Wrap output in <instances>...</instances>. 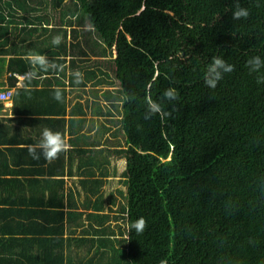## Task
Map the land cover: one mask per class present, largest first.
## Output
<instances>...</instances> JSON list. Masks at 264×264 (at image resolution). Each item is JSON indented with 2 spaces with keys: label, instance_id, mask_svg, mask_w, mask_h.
I'll return each instance as SVG.
<instances>
[{
  "label": "trees",
  "instance_id": "trees-1",
  "mask_svg": "<svg viewBox=\"0 0 264 264\" xmlns=\"http://www.w3.org/2000/svg\"><path fill=\"white\" fill-rule=\"evenodd\" d=\"M238 2L247 19L233 20L237 0H0V52L15 54L8 71L32 73L17 93L36 92L24 90L39 80L34 62L52 70L34 56L60 65L68 49L70 59L83 57L86 81L96 60L94 86L118 87L117 98L102 93L113 139L124 143L114 152L125 160L117 210L125 216L114 219L125 222L118 244L127 264H264V68L247 66L264 59V0ZM8 34L20 45L3 50ZM214 56L235 70L212 89L205 74ZM169 87L177 100L163 98ZM148 97L171 115L146 118ZM141 216L147 228L129 233Z\"/></svg>",
  "mask_w": 264,
  "mask_h": 264
},
{
  "label": "crops",
  "instance_id": "crops-1",
  "mask_svg": "<svg viewBox=\"0 0 264 264\" xmlns=\"http://www.w3.org/2000/svg\"><path fill=\"white\" fill-rule=\"evenodd\" d=\"M69 29L67 45L73 43ZM7 36L3 50L12 41L20 45L16 34ZM74 41L86 49L81 35ZM65 54L60 65L47 55L34 56L44 57L52 70L43 72L34 62L39 80L28 81L24 90L36 92L17 93L31 72L11 75L15 54L0 52V91L13 90L9 102H0V264H127L118 244L126 235L125 222L114 219L125 216L117 212L118 190H126L124 169L118 178L114 150L120 144L113 139L115 127L103 107L109 101L102 93H117L118 87L94 86L100 63L94 60V78L86 81L83 57L70 59L71 49ZM57 91L61 101L53 98ZM45 127L63 133L69 144L50 163L33 160L25 147Z\"/></svg>",
  "mask_w": 264,
  "mask_h": 264
},
{
  "label": "clouds",
  "instance_id": "clouds-1",
  "mask_svg": "<svg viewBox=\"0 0 264 264\" xmlns=\"http://www.w3.org/2000/svg\"><path fill=\"white\" fill-rule=\"evenodd\" d=\"M249 15V9L241 7L237 0L235 10L233 11V20L247 19ZM53 43L59 44L60 38H54ZM35 60L40 63L41 66H44L47 63L44 57H36ZM247 66L251 72H259L262 68H264V59L260 56L251 57L247 61ZM234 70V65L227 63L226 60L219 56H214L205 74L206 86L215 89L219 81L223 79V75L225 73H231ZM257 83H264V76H259ZM178 97L179 92L173 87H169L163 93V98L168 101L177 100ZM53 98L57 101H61L62 95L59 91H57ZM147 106L148 114L146 118H150L152 115L158 114L163 120L171 115V112L165 111L163 100L157 102L148 97ZM25 147L27 148L29 156L33 160L38 161L41 157H43L46 162L50 163L58 159L61 153L66 152L69 149V144L63 133L59 131L54 132L50 128L45 127L40 134V138L35 143L28 144ZM147 226L148 223L146 218L141 216L135 221H130L126 227L129 233L135 230L137 234H141ZM160 264H167V260H161Z\"/></svg>",
  "mask_w": 264,
  "mask_h": 264
},
{
  "label": "rangeland",
  "instance_id": "rangeland-1",
  "mask_svg": "<svg viewBox=\"0 0 264 264\" xmlns=\"http://www.w3.org/2000/svg\"><path fill=\"white\" fill-rule=\"evenodd\" d=\"M67 2H69L70 0H66ZM80 33H84V31H82V32H80ZM95 40H97V35L95 34V36H93V39H90L89 41H88V44H94V42H95ZM87 52L89 53L90 51L89 50H87ZM96 53H99V50L96 52ZM91 58L92 59H94V56H92L91 55ZM118 95L119 94H114L113 96L115 97V98H117L118 97ZM104 107V110H107V107L106 106H103ZM113 112H114V117L116 118L117 117V112L115 113V111L113 110ZM119 114V113H118ZM102 123H103V121H101ZM116 131H113V133H115ZM118 135V139H120L121 140V138L123 139V137H122V135H120V134H117ZM121 146L123 145L124 146V143H123V141L121 140V144H120ZM125 168V160H124V158H122V157H120L119 155H118V159H117V165H116V170H117V176H118V178H120V174L122 173V170ZM108 170H110L109 168H108ZM125 195H126V190L124 191V194L123 195H121V196H119V200L121 201V202H123V201H125Z\"/></svg>",
  "mask_w": 264,
  "mask_h": 264
},
{
  "label": "built area",
  "instance_id": "built-area-1",
  "mask_svg": "<svg viewBox=\"0 0 264 264\" xmlns=\"http://www.w3.org/2000/svg\"><path fill=\"white\" fill-rule=\"evenodd\" d=\"M13 97V90L8 88L0 91V102L6 103L9 102Z\"/></svg>",
  "mask_w": 264,
  "mask_h": 264
}]
</instances>
